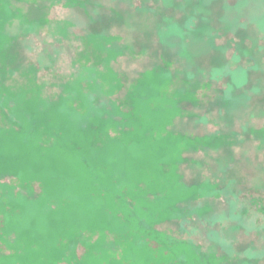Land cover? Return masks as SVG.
Here are the masks:
<instances>
[{"label":"rangeland","instance_id":"rangeland-1","mask_svg":"<svg viewBox=\"0 0 264 264\" xmlns=\"http://www.w3.org/2000/svg\"><path fill=\"white\" fill-rule=\"evenodd\" d=\"M0 264H264V0H0Z\"/></svg>","mask_w":264,"mask_h":264}]
</instances>
